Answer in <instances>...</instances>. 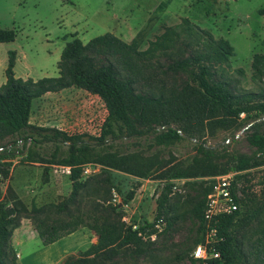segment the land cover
I'll list each match as a JSON object with an SVG mask.
<instances>
[{
	"label": "rangeland",
	"instance_id": "1",
	"mask_svg": "<svg viewBox=\"0 0 264 264\" xmlns=\"http://www.w3.org/2000/svg\"><path fill=\"white\" fill-rule=\"evenodd\" d=\"M261 9L264 0H0V29L15 33L13 42L0 44V86L6 80L9 52H15L16 78L56 77L61 51L73 37L85 44L111 33L126 43L135 41L140 50H145L167 28H178L187 20L215 40L230 44L233 55L218 77L229 80L235 93H262L263 97L251 102L262 103L264 82L256 79L251 70L253 57L264 54V17L258 14ZM168 62L161 58V64ZM106 114L103 102L83 90L50 93L33 100L29 118L32 129L27 133L41 139V135L53 134L47 129H56L68 135L97 137ZM245 117L241 114L233 122L222 118L202 124L194 118L189 121L193 135L220 150L221 157L214 159L213 165L226 168L236 164L239 156H254L255 149L246 140V127L248 122L253 125L259 121H245ZM177 125L180 124H172ZM237 135L239 139L222 144ZM155 137L152 133L119 141L114 151L153 159L161 164L160 172L186 166L196 153L190 141L158 144ZM41 148L39 157L51 152L53 146L42 143ZM260 157L258 166L232 171L236 173L235 187L244 219L235 232L243 255L234 264H259L255 253L264 233V156ZM8 162L9 174L2 193L9 207L18 203L31 217L52 224L95 219L116 229L148 227L139 244L117 245L98 264H192L200 227L194 212L220 175L170 180L168 203L156 220L157 200L164 185L159 178L137 180L114 169L86 165L80 177L82 188L71 200L67 168L42 161L25 162L20 156ZM132 191L133 199L124 202ZM32 207L38 211L32 212ZM96 243L95 233L80 226L73 234L43 247L31 218H21L10 239L18 264H63Z\"/></svg>",
	"mask_w": 264,
	"mask_h": 264
},
{
	"label": "trees",
	"instance_id": "2",
	"mask_svg": "<svg viewBox=\"0 0 264 264\" xmlns=\"http://www.w3.org/2000/svg\"><path fill=\"white\" fill-rule=\"evenodd\" d=\"M258 14L264 17V9ZM14 39V31L0 29V44ZM262 45L264 47V40ZM232 55L233 48L227 41L215 40L207 31L190 25L187 20H183L178 28H167L150 41L145 50H140L135 41L126 43L111 33L97 36L85 44L73 37L61 51L56 77L38 80L16 78L15 52H9L6 80L0 86V264H18L10 239L21 218L32 219L43 246L73 234L80 226L95 233L96 244L63 264H98V260L117 245L139 244L142 236L138 234L142 235L148 228L116 229L110 224H99L95 219L52 224L38 220L36 216L31 217L18 203L9 207L3 197L2 184L9 174L8 160L18 156L25 162L42 161L67 168L72 185L71 200L82 188L80 177L86 165L114 169L137 180L159 178L164 185L157 200L156 220L160 219L161 211L168 203L172 188L170 180L223 175L258 166L260 156H264V121L254 123L247 131L246 140L255 149L254 156H239L236 164L226 168L213 165L214 159L221 157L220 150L206 147V143L189 129V121L193 118L202 124L218 118L227 122L237 121L241 114L246 115L245 121L264 117V102L251 103L263 97L262 93H235L229 80L218 77V73L223 71L222 66L227 65ZM163 57L169 60L166 65L161 64ZM251 70L256 79L264 82V54L253 57ZM73 87L95 95L103 102L107 114L100 134L97 137L68 135L47 129L53 134L46 133L38 139L27 133L32 129L29 118L33 100ZM172 124L180 125L174 127ZM166 125H171V128L157 133V128ZM152 133L156 134L158 144L190 141L196 153L186 166L160 172L161 164L153 159L114 151L119 141L138 139ZM42 143H51L53 149L39 157ZM236 178L233 181L234 192H237ZM133 196L134 191L124 197V202L131 201ZM206 197L194 212L200 221L194 247L205 239L203 214ZM235 201L237 211L221 217L217 223L218 236L223 241L214 245L220 259L212 260L213 264H234L243 255L235 232L244 219L240 215L239 199L235 198ZM31 211L38 209L32 207ZM256 249L259 264H264V233ZM191 261L192 264H200L193 258Z\"/></svg>",
	"mask_w": 264,
	"mask_h": 264
},
{
	"label": "built area",
	"instance_id": "3",
	"mask_svg": "<svg viewBox=\"0 0 264 264\" xmlns=\"http://www.w3.org/2000/svg\"><path fill=\"white\" fill-rule=\"evenodd\" d=\"M235 172H228L215 178L214 185L206 197L203 222L205 225L204 242L197 245L192 251V257L200 264H213L212 260L220 259V253L214 245L223 241L218 236L217 223L221 217L237 211L235 201L237 192H234L233 181ZM141 236V234H138Z\"/></svg>",
	"mask_w": 264,
	"mask_h": 264
},
{
	"label": "water",
	"instance_id": "4",
	"mask_svg": "<svg viewBox=\"0 0 264 264\" xmlns=\"http://www.w3.org/2000/svg\"><path fill=\"white\" fill-rule=\"evenodd\" d=\"M258 121H264V117H261L260 119H258ZM252 124H249L247 125L246 128H249ZM168 128H171V125H166L164 127H160L158 128L159 130H163V129H168ZM181 134V132H179ZM182 135V134H181ZM240 138V135H237V136H234L232 138H229L227 140H225L222 144H229L231 143L233 140L235 139H239ZM192 142L196 143V140L195 139H191ZM206 147H209V148H216V146H209V145H205Z\"/></svg>",
	"mask_w": 264,
	"mask_h": 264
},
{
	"label": "crops",
	"instance_id": "5",
	"mask_svg": "<svg viewBox=\"0 0 264 264\" xmlns=\"http://www.w3.org/2000/svg\"><path fill=\"white\" fill-rule=\"evenodd\" d=\"M81 90V89H77V88H69V89H65V90H62V91H60V92H57V93H52V94H58V93H61V92H66V91H68V92H73V90ZM76 92H78V91H76ZM85 92V91H84ZM47 94H50V93H47ZM85 94H87V95H90L91 97H97V96H95V95H91V94H89V93H87V92H85ZM46 95V94H45ZM65 238V237H64ZM53 245V244H52ZM43 246V245H42ZM50 246V245H49ZM43 247H46V246H43ZM21 254L19 255V259H20V261H21Z\"/></svg>",
	"mask_w": 264,
	"mask_h": 264
}]
</instances>
